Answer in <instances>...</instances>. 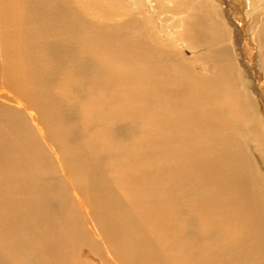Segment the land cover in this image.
Wrapping results in <instances>:
<instances>
[{
  "label": "bare ground",
  "instance_id": "1",
  "mask_svg": "<svg viewBox=\"0 0 264 264\" xmlns=\"http://www.w3.org/2000/svg\"><path fill=\"white\" fill-rule=\"evenodd\" d=\"M76 1L0 0V264H264V0H178L203 72Z\"/></svg>",
  "mask_w": 264,
  "mask_h": 264
},
{
  "label": "rangeland",
  "instance_id": "2",
  "mask_svg": "<svg viewBox=\"0 0 264 264\" xmlns=\"http://www.w3.org/2000/svg\"><path fill=\"white\" fill-rule=\"evenodd\" d=\"M166 1H168V2L171 1L170 4H173V5L167 6V8H163L160 5L156 6L158 13L160 15H162L164 17L165 22L168 23L167 28L164 27L163 29H161V28H158L156 26L157 20L156 19L154 20V18H153L154 16L153 17L149 16V15H152V14H150L151 12H148V9L146 12L143 11V9L141 8V0H123L124 4L127 6V13L131 14L134 22L139 26L147 25L150 28V35L145 36V38H147L148 40L152 41L155 44H160L162 46H167L171 42H175L176 40H174L175 38H173V35L177 36V40H181V41L186 42L187 40H185L181 37V33H182V31H184V34H185L186 27H187L186 19L187 18L191 19L194 22V29L192 30L193 35H194L193 46H192L193 50H191V48L183 50L175 44L171 45V47L173 50H175L181 56H183V58L185 60H187L186 61L187 63L194 64L197 67L198 71L203 72L204 69L208 68V66H205V68L202 67V65H206V64H205L204 60H201L200 53L202 52V50L203 51L209 50V47L200 48L199 41L195 39L196 32L201 30L200 29L201 27H198L197 21L195 19V17L197 16V13L199 12V10L197 9V6L196 5H194V6L193 5H184L181 1H178V0H166ZM153 2H155V4H156V1H153ZM221 3L225 7L226 0H221ZM73 4L75 5V8L77 10H81L80 4L76 0H73ZM151 6L153 9V4H151ZM147 7H148V5H147ZM170 9H173L171 14L169 13ZM125 18L126 17H124V19ZM232 19H233V17H232ZM115 20H118V18L117 19L115 18ZM208 24H210V21H208ZM152 26H153V28H152ZM149 28H147V30ZM171 28H172V30L176 29V30H174L176 32L167 31L168 29L170 30ZM207 32L209 33V31H207ZM247 33H250V36L246 37V38H248V41L251 43L250 49L252 51H257V49H256L257 44L252 40V38H251L252 34H251V31L248 29V27L244 31V34H247ZM186 37H184V38H186ZM187 44H188V42H187ZM258 47H259V45H258ZM197 57L199 59H196ZM243 61L247 64L246 58H243ZM254 75H255V82H257V85H258V86L256 85V88L259 89V91L257 92V95L252 93L254 95H253V97L252 96L251 97L256 102L259 117H261L262 123L264 125V78L258 72L257 73L254 72ZM251 89H252V87H251ZM252 92H253V90H252Z\"/></svg>",
  "mask_w": 264,
  "mask_h": 264
}]
</instances>
